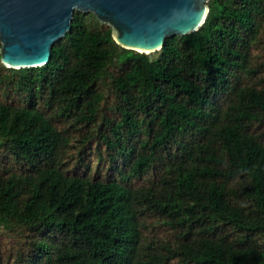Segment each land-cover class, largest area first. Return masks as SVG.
Segmentation results:
<instances>
[{
  "label": "trees",
  "instance_id": "trees-1",
  "mask_svg": "<svg viewBox=\"0 0 264 264\" xmlns=\"http://www.w3.org/2000/svg\"><path fill=\"white\" fill-rule=\"evenodd\" d=\"M207 5L153 53L74 11L0 60V264H264V0Z\"/></svg>",
  "mask_w": 264,
  "mask_h": 264
},
{
  "label": "water",
  "instance_id": "water-1",
  "mask_svg": "<svg viewBox=\"0 0 264 264\" xmlns=\"http://www.w3.org/2000/svg\"><path fill=\"white\" fill-rule=\"evenodd\" d=\"M209 0H0V60L13 69L42 67L71 30L74 11L111 27L125 49L153 53L168 37L197 31Z\"/></svg>",
  "mask_w": 264,
  "mask_h": 264
}]
</instances>
